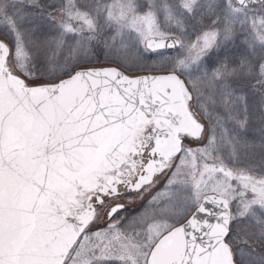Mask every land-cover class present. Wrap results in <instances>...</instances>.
Segmentation results:
<instances>
[{
  "label": "snow or ice",
  "instance_id": "snow-or-ice-1",
  "mask_svg": "<svg viewBox=\"0 0 264 264\" xmlns=\"http://www.w3.org/2000/svg\"><path fill=\"white\" fill-rule=\"evenodd\" d=\"M0 264H264V0H0Z\"/></svg>",
  "mask_w": 264,
  "mask_h": 264
},
{
  "label": "rangeland",
  "instance_id": "rangeland-1",
  "mask_svg": "<svg viewBox=\"0 0 264 264\" xmlns=\"http://www.w3.org/2000/svg\"><path fill=\"white\" fill-rule=\"evenodd\" d=\"M164 54L165 55H171V54H173V52H165ZM146 58L149 60H155V59H158L159 57L157 54L149 53V54H146ZM165 183H166V177H161L159 179V182L155 185V187H153L150 191L144 193L143 199L147 198V200L149 201L153 195H155L158 191H160L163 188ZM143 199H140V200H143ZM140 200H137L136 202H138ZM148 201H147V203H148ZM121 202H125V201L122 200ZM147 203H146V205H147ZM145 206L142 208V211L145 208ZM140 212H141V210H140ZM105 220H106V217H105ZM98 226L102 227L103 224H100Z\"/></svg>",
  "mask_w": 264,
  "mask_h": 264
},
{
  "label": "flooded vegetation",
  "instance_id": "flooded-vegetation-1",
  "mask_svg": "<svg viewBox=\"0 0 264 264\" xmlns=\"http://www.w3.org/2000/svg\"><path fill=\"white\" fill-rule=\"evenodd\" d=\"M147 201H148L147 198H145L133 204H127L126 202H121V203H125V214L134 215L140 212V210L142 211V208L146 205Z\"/></svg>",
  "mask_w": 264,
  "mask_h": 264
},
{
  "label": "water",
  "instance_id": "water-1",
  "mask_svg": "<svg viewBox=\"0 0 264 264\" xmlns=\"http://www.w3.org/2000/svg\"><path fill=\"white\" fill-rule=\"evenodd\" d=\"M170 51H172V50H170Z\"/></svg>",
  "mask_w": 264,
  "mask_h": 264
}]
</instances>
